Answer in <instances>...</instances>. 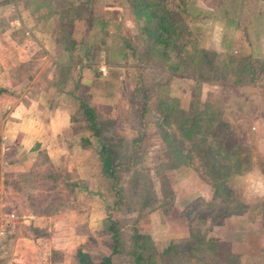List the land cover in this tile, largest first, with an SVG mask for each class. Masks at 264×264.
<instances>
[{
  "label": "rangeland",
  "instance_id": "rangeland-1",
  "mask_svg": "<svg viewBox=\"0 0 264 264\" xmlns=\"http://www.w3.org/2000/svg\"><path fill=\"white\" fill-rule=\"evenodd\" d=\"M44 1L51 2L46 13H55L51 23L62 29L58 40L66 49L56 55L55 63L68 76L63 87L69 82L72 90L74 79L89 84L79 85L78 95L64 99L83 119V127L81 104L93 110L116 168L114 181L109 179L106 186L104 180L99 182L102 195L109 192L111 220L86 244L93 260L112 254V221L119 237L118 254L112 257L118 264H131L137 243L150 246L145 252L155 253L156 264H250L224 257L226 248L215 240H224V233L238 228V244L244 241L242 233L264 235V176L256 173L264 170V0H188L185 6L167 0L179 9L170 16L183 25L179 52L166 51L142 33V22L129 0L39 3ZM163 50L167 58L161 56ZM5 59L0 55V61ZM3 103L9 102L0 100ZM203 113L194 142L203 150L210 147L205 168L181 128L182 123L188 129L190 120ZM82 130L93 138L94 171L100 170V144L86 126ZM5 135L0 131L1 211L16 217L11 225L0 223V264H74V255L49 252L51 232L24 224L23 218L29 208L27 188L39 186L36 203L49 213L66 207L69 178L64 177L62 187L44 177L36 179L37 184L17 176L13 180L14 175L6 172L12 151L6 153L8 145L1 139ZM222 145L227 151L241 149L236 156L246 159L241 171L223 155L216 156ZM173 148L190 151L191 161L174 160ZM13 185L25 191L11 192ZM49 187L61 191L49 193ZM231 216H236L234 222L225 223ZM158 230L168 231L170 242L164 238L165 246H155L148 238ZM207 236L215 239L206 240ZM262 240H252L251 252L259 264L264 258ZM217 248L225 250L220 258L214 255Z\"/></svg>",
  "mask_w": 264,
  "mask_h": 264
},
{
  "label": "crops",
  "instance_id": "crops-1",
  "mask_svg": "<svg viewBox=\"0 0 264 264\" xmlns=\"http://www.w3.org/2000/svg\"><path fill=\"white\" fill-rule=\"evenodd\" d=\"M18 1L21 6H18ZM46 7H51L50 1L39 3V0H0V55L7 57L5 61H0V89L7 91L0 95V100L9 102L0 104V131L4 130L6 133L1 138L2 143L8 145L6 153L11 154L12 151L11 159L6 162V172L14 175L13 180L17 176L22 177L23 182L28 179L29 183L37 184L35 180L44 177L43 181L50 180L61 187L64 177L69 178L66 181L69 188L66 187L64 191L70 193L71 197L65 202L66 207L53 209L49 213L44 212L43 208L39 209L36 203V196H40L39 186L27 188L30 193L27 203L29 208L28 213L23 216L27 219L24 224L51 232L47 245L49 252L72 257L75 250L82 247L93 257L85 247L94 236H98L96 234L104 231V226L109 221V192L103 196L99 186L101 180L105 181L106 186L109 179L102 174V169L94 171L93 138L82 132L85 127L82 126L83 119L71 112L70 103L64 99L72 94L78 95L79 85L89 84L88 81L78 83L74 79L72 90L69 82L63 87L68 76L60 70V63H55L56 55H61L65 48L58 40L62 29L51 23L55 13L49 15ZM37 52H42V55ZM88 76V73H84L86 79ZM252 129L255 131L257 127L253 126ZM262 135L264 136V129ZM262 171L264 170L256 173L264 176ZM20 190L25 191L14 185L11 188V192L18 193ZM46 190L49 193L61 191L54 187ZM17 203L20 205L19 198ZM152 216L149 217L150 222ZM235 218L236 216L226 218L225 223L234 222ZM150 226L152 229V223ZM239 231V228L228 231V234L224 233V240L222 237L215 240L226 248L224 257H236V263L239 257V261L259 264L255 262L251 252L255 248L252 240H264V235L254 238L246 232L242 233L244 241L238 244L236 240L240 235L236 233ZM105 233L108 234L106 231ZM148 236L155 246H165L167 243L164 238L170 242L167 230L165 233L160 230L150 232ZM210 239L215 238L206 237V240ZM222 251L225 250L217 248L214 255L220 258ZM262 260L261 264H264V258Z\"/></svg>",
  "mask_w": 264,
  "mask_h": 264
},
{
  "label": "trees",
  "instance_id": "trees-1",
  "mask_svg": "<svg viewBox=\"0 0 264 264\" xmlns=\"http://www.w3.org/2000/svg\"><path fill=\"white\" fill-rule=\"evenodd\" d=\"M132 8L134 9V13L137 20L142 22V33L145 34L148 38L152 39L153 42L157 45L162 46L166 51L167 50H177L179 52L182 50V46L179 47L178 41L182 36V28L183 25L178 20H174L170 16V12L176 11L179 13L178 6H185L186 1L188 0H175L178 2V6H174V4H170L167 0H129ZM184 47V46H183ZM181 48V49H180ZM163 50L161 56L167 58V52ZM7 91L4 89H0V95L6 94ZM81 107L83 109L84 116H86L85 126L86 128L93 133V135L97 138L100 144V150L98 153L99 160L102 165V174L110 180L116 179V168L113 165V156L111 148L107 145L103 137V131L96 122V118L93 110L86 105V103H82ZM166 110H171L170 108H166ZM206 116L204 113L198 116H194L190 121V126L188 129H184L183 124L181 123L183 138L189 141V145L191 148V152L194 151L196 158L199 160V165L204 168L209 165L208 161V153L210 147H206V149H201V145L199 143L194 142V136L197 134L198 130H200L201 118ZM168 119V118H167ZM163 123H166L163 120ZM205 123H208V119L205 120ZM171 139H165L167 144L171 143ZM203 142V141H201ZM203 148V147H202ZM226 147L222 145L218 146V152L216 156H222L224 161L234 162L232 168L237 171H241L243 168L244 160L236 157L242 151L241 149L235 151H228L225 149ZM202 150V153L199 151ZM172 158L174 160H181L184 163H188L191 161V152H183L181 150H177L176 148L172 150ZM245 153H242L246 158V150ZM193 158V157H192ZM213 179V178H211ZM109 220L110 217L108 218ZM38 231V230H36ZM109 232L112 235L113 246H112V254L109 256H104L101 258L99 262H95L93 258L82 248H78L74 254V264H118L113 261V255L118 254V231L116 228V223L111 221V225L109 227ZM204 237V236H203ZM203 237L200 238L203 239ZM150 248L149 245L146 244H136L134 247V251L131 252V256L133 260L131 264H156L155 262V253L150 251L146 254V248Z\"/></svg>",
  "mask_w": 264,
  "mask_h": 264
},
{
  "label": "built area",
  "instance_id": "built-area-1",
  "mask_svg": "<svg viewBox=\"0 0 264 264\" xmlns=\"http://www.w3.org/2000/svg\"><path fill=\"white\" fill-rule=\"evenodd\" d=\"M101 71L102 72H104L105 71V68L103 67L102 69H101ZM4 207V205H2L1 203H0V223L2 224V222H5V225L6 224H9V225H11V223H13L14 222V218L16 217L15 215L16 214H10V215H8V214H3L2 213V211H1V208H3Z\"/></svg>",
  "mask_w": 264,
  "mask_h": 264
}]
</instances>
